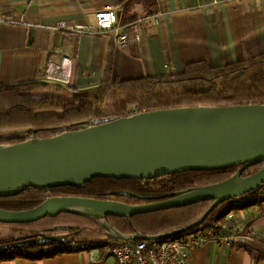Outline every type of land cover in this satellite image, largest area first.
Listing matches in <instances>:
<instances>
[{"label": "trees", "instance_id": "1", "mask_svg": "<svg viewBox=\"0 0 264 264\" xmlns=\"http://www.w3.org/2000/svg\"><path fill=\"white\" fill-rule=\"evenodd\" d=\"M137 3L144 5V16L154 13L155 0L131 2L132 5ZM106 73L107 76L99 86L82 90L43 81L0 86V144L17 143L31 137L49 138L65 131L84 128L97 121L128 116L127 107L131 104L137 105L141 112L184 106L264 104V53L221 66L209 65L203 60L196 61L187 64L181 74L162 77L145 75L129 80L113 77L112 58L109 57ZM61 91L65 94L58 93ZM263 165L257 163L247 167L242 176L254 174ZM239 167L188 171L146 180L99 177L82 187H30L18 195L0 197V208L29 209L47 198L57 196L111 199L138 205L158 200L162 195L174 191L221 182L234 175ZM114 191L132 194L119 195ZM245 196L246 200L240 196L221 202L201 225L159 241L175 239L203 228H220L228 213L264 200L259 189ZM213 202L204 200L132 217L86 216L64 212L29 223L0 222V226H13L17 231L0 234V245L36 239L35 243L0 250V261L20 256L31 259L55 257L73 251L75 243L82 248H94L100 246L98 242L122 237L168 233L199 219ZM202 204H207L203 211L199 208ZM194 208L199 210L194 213L191 211ZM65 217V222L60 221ZM23 228L28 231H23ZM74 232V236H71ZM43 235L63 239L42 242L40 238Z\"/></svg>", "mask_w": 264, "mask_h": 264}, {"label": "crops", "instance_id": "2", "mask_svg": "<svg viewBox=\"0 0 264 264\" xmlns=\"http://www.w3.org/2000/svg\"><path fill=\"white\" fill-rule=\"evenodd\" d=\"M133 0H0V13L22 22L5 23L0 32V86L47 82L74 89L99 86L112 58L113 77L181 74L196 61L221 66L264 53V0H155L144 16ZM106 5L123 11L126 45L108 32L54 29L59 22L95 28V13ZM160 14L155 23L154 14ZM140 38L136 39L135 34ZM71 62L67 82L62 60ZM49 63L52 75L46 76ZM241 241L221 247L210 241L190 252L189 264H264V200L233 211ZM42 259L25 256L0 264H117L109 242ZM81 247V248H79Z\"/></svg>", "mask_w": 264, "mask_h": 264}, {"label": "water", "instance_id": "3", "mask_svg": "<svg viewBox=\"0 0 264 264\" xmlns=\"http://www.w3.org/2000/svg\"><path fill=\"white\" fill-rule=\"evenodd\" d=\"M257 163H264V104L184 106L105 119L49 138L31 137L0 144V197L18 195L30 187H82L99 177L146 180L188 171L240 167L221 182L167 193L148 203L131 205L111 199L57 196L29 209L0 208V222L29 223L64 212L132 217L214 200L199 219L185 227L158 235L122 237L169 238L201 225L221 202L260 187L264 165L254 174L242 176L247 167ZM62 239L43 235L40 241ZM35 242L32 239L1 244L0 250Z\"/></svg>", "mask_w": 264, "mask_h": 264}, {"label": "built area", "instance_id": "4", "mask_svg": "<svg viewBox=\"0 0 264 264\" xmlns=\"http://www.w3.org/2000/svg\"><path fill=\"white\" fill-rule=\"evenodd\" d=\"M217 3L218 0H213ZM96 25L95 28L89 29L84 26H69L65 22H59L54 29L73 31V32H108L112 37L118 40L120 46H124L129 39L128 35H119L120 29L126 27L124 24L123 11L115 9L112 5H106L101 10L95 13ZM155 23L160 21V14H154L152 17ZM19 23L20 20L8 19L0 13V32L5 23ZM139 39V33L135 35ZM62 60V67L67 66L66 72L61 75L60 79L67 82L69 78V70L71 62H64ZM53 65L49 63L46 76L52 75L51 68ZM69 69V70H68ZM138 106H133L128 112V116L140 113ZM264 197V182L258 187ZM242 200H246L245 195L241 196ZM240 227L234 220L233 211L228 213L225 217V222L220 225V228H203L197 231L188 233L184 236L159 241V239H138V240H112L109 246V252L114 255L117 264H189L190 252L198 247H202L210 241L216 242L221 247H229L234 242L241 241L239 233Z\"/></svg>", "mask_w": 264, "mask_h": 264}, {"label": "rangeland", "instance_id": "5", "mask_svg": "<svg viewBox=\"0 0 264 264\" xmlns=\"http://www.w3.org/2000/svg\"><path fill=\"white\" fill-rule=\"evenodd\" d=\"M59 94H61V95H63V94H65V92L64 91H61V92H58ZM67 94V93H66ZM133 106H137V105H135V104H131V105H128V107H127V112H129V110H130V108L131 107H133ZM206 206H207V204H202L199 208H202V211L206 208ZM199 208H194V209H191V211H193L194 213L196 212V211H198L199 210ZM199 214V213H198ZM61 219H63V220H60V221H62V222H65V220L67 219L66 217L65 218H61ZM225 222V219H224V221H223V223ZM11 231H13V232H17V231H15L14 230V227L13 226H6V225H2V226H0V234H4V233H8V232H11ZM23 231H28V229L27 228H23ZM74 234H75V232L71 235V236H74ZM18 235V234H17ZM75 237H78V236H75ZM108 239H110V238H108ZM109 242H111L112 240H108ZM74 246V245H73Z\"/></svg>", "mask_w": 264, "mask_h": 264}]
</instances>
